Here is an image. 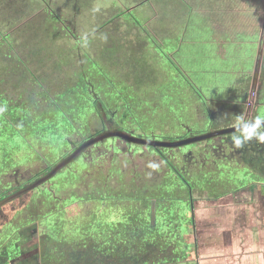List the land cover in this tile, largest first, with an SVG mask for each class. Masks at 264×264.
Returning <instances> with one entry per match:
<instances>
[{
  "label": "rangeland",
  "instance_id": "rangeland-1",
  "mask_svg": "<svg viewBox=\"0 0 264 264\" xmlns=\"http://www.w3.org/2000/svg\"><path fill=\"white\" fill-rule=\"evenodd\" d=\"M204 1L197 0L198 6L193 7L201 18ZM130 8L135 11L129 13ZM115 10L120 13V31L125 29L122 42L121 35L115 40L107 30ZM191 13L188 0H0V98L3 104L12 106L8 111L14 114L8 116L5 106L0 107L9 120L6 131L0 133V201L49 173L56 162L70 155L76 144L107 132L119 131L149 141L179 142L214 132L209 127L216 122L223 129L235 126V116H244L248 111V120L264 116V46L256 54L263 62L252 97L239 107L230 108L231 105H219L215 100L204 102L184 78H177L167 59L166 62L163 60V65L160 58L157 60L160 71L156 78L151 70L144 71L145 63L140 60L147 55L148 61H154L152 58L157 54L148 55L149 48L144 55L140 52L144 47L140 45L144 37L141 31L142 39L136 36V42H125V33L134 30L132 20L144 18L142 14L156 17L160 39L167 44L165 47L168 48L173 31L182 32L188 40L194 24ZM199 36L207 37L208 34L200 32ZM213 64L209 59L197 62V66L205 69ZM244 66L251 68L253 64L244 63ZM240 69L241 63H238L237 71ZM232 78L233 82L235 75ZM211 80L208 77L199 79L201 83ZM217 87L209 88L217 91ZM220 91V94L226 93ZM17 130L33 149H28L26 143L19 146L18 141L11 140L16 137L14 132ZM234 133L160 149L169 161L175 157L181 161L172 165L185 174L196 162L202 163L200 169L192 168L191 171L193 185L199 187L201 176L207 175L203 174L205 170L213 171L215 184L225 182L223 170L218 179V167H209L207 160L212 154L211 162L219 166L217 146L221 142L229 143L233 157L230 156L229 164L228 158L221 159L228 180L238 175L239 185L245 182V186H249L251 179L262 182L264 143L253 138L243 147L236 148L231 140ZM147 148L154 147L119 137H109L87 147L47 182L0 207V246L9 239L23 237L19 229L23 228L20 232L29 230V233L36 226L39 238L46 246L42 247L50 256L45 261L39 255L38 264H66L76 255L79 258L83 255L81 259L88 264L85 254L95 256L113 244L114 230L108 227L107 220L122 210H134L135 206L128 205L123 199L138 201L150 193L158 198H172L179 195L176 193L178 188L188 194L183 184L172 185L173 177L168 176L171 169L165 166L166 172L160 171L164 168L161 158L151 157ZM250 150L258 156L253 157ZM184 153L187 158L183 160ZM197 153H200L199 158L193 156ZM242 157H245L244 161ZM151 164L157 166L150 167ZM237 184H231L229 188L235 189ZM193 192L198 196L205 195L200 188H194ZM253 204L257 207L258 202ZM225 207L228 212L217 207L216 213L206 218L214 225L210 233L203 229V222L197 221L198 253L194 252L195 256H192L195 262L205 264L208 243H224L225 239L217 238L224 233L215 225L216 221L227 223L233 217V224L236 219L243 221L239 214L241 207ZM254 225L259 226L257 221ZM260 230L264 231L263 226ZM261 231L257 238L237 232V236L233 234L228 239L229 250L234 247V251H247L248 248L250 255L232 257V260L220 258L214 263H264V254H260L264 249V232ZM238 236L239 240L236 239ZM207 237H213L212 242ZM216 249L220 250V247ZM79 258L76 259L80 261ZM31 264L34 263L31 261Z\"/></svg>",
  "mask_w": 264,
  "mask_h": 264
},
{
  "label": "crops",
  "instance_id": "crops-1",
  "mask_svg": "<svg viewBox=\"0 0 264 264\" xmlns=\"http://www.w3.org/2000/svg\"><path fill=\"white\" fill-rule=\"evenodd\" d=\"M140 2L138 4H140ZM188 2L192 9L191 20L194 19V24L190 29L188 40L185 39V35L182 32L175 33V31H173L171 34V42L168 45V48L165 47L167 44H164V41H161L160 39L161 31H159L158 26H156V17H154L152 14L145 17L142 14L144 18H134L135 20H132L133 23L131 28L133 27L134 30H132V32L127 31L125 33V42H136V36H140L142 39V36L140 35L141 31L144 34V37L142 39L143 44L140 42V45H144V47L140 52L144 55V53H146L145 50L149 48L150 52H147L148 55L149 53L150 55H153L154 53L157 54V57L152 58L156 64L154 61H148L147 59L149 58L147 55V59L144 58L143 61L140 60V63H145L144 71L151 70V73H155L153 77L156 78L158 75L157 72L160 71V66H156L159 65L157 60L160 58V64L163 65V60L166 62L167 59L168 62L172 63L173 70L177 78L180 80L184 78L193 89L194 93L196 95H201V97L204 99V102L207 103L210 102L209 100H215L214 102L219 105L222 103L231 105L230 108L233 106L239 107L241 104L245 103V100L247 101V99L252 97L251 94L254 92V86L258 82L257 79L260 76L262 70V57L258 58L256 57V54L258 53V50L263 49L264 46V42L262 41L264 38V0H205V6L201 10L202 18L196 11H193V7L198 6V3H196L197 0H188ZM130 9L129 13H133V11H135L133 8L131 10ZM119 15L120 13L118 10L113 12V16L110 21L111 23H109L107 30L111 31L110 36L115 40H117V38H119L121 35L120 41L122 42L124 39L122 37V33L125 29H121L120 31L121 27L118 25V21H120ZM207 18H209V20H207ZM180 24H182V20ZM200 32H206L208 36H199ZM101 40L102 39H100V41ZM106 40L108 41L109 37ZM151 41L152 43L148 44ZM144 42L146 44H144ZM199 42H201V44H199ZM132 46L134 47L136 44H133ZM201 59H209L215 64L208 66L206 69L201 68L197 66V62H199ZM238 63H241L240 71H237ZM244 63H250L253 64V66L251 68H247L244 66ZM191 64L196 65L194 67L191 66ZM233 75H235V79L232 82L231 79H233ZM203 77H208L212 80L207 83H201L199 79ZM212 85L218 86L217 91H213L211 88H209ZM220 90H223L224 92L226 91V93L220 94ZM253 110H255V107H253ZM241 113L242 112H240V114ZM243 117L248 120L250 118V111L244 114ZM216 123L213 127H209L210 130L211 128H213L212 130L223 129L222 126L216 125ZM149 150L150 151L147 153L151 155V157L156 155L155 152H153V149ZM170 175L171 174L168 176ZM170 177H173L171 180L172 185L176 184L177 182H179L178 186L182 184L180 181L176 180L174 176ZM178 189L179 191L176 193L179 192V195L176 194L172 198H158L157 195H152L150 193V195H146V197L144 196L138 201H134L131 198H125L123 200L128 201V205L130 206L138 205V207H141L145 210L152 208L151 210L153 215L149 222L151 227H155L157 225L156 216L154 215L157 200L164 201L167 205H173L174 207H172L171 210L175 208L173 209L175 213V216H173L175 224L167 227V229L171 230L172 232H166V236L164 237V245H168L166 246V250H168V254L173 257H171L169 262L162 264H199V262H195V259L192 258V256H195L193 253H191V257L188 259L180 256L174 257L175 252L171 250L180 247L184 243H192L194 241L196 247L198 239L197 220L195 218L196 210L194 207L195 203H193L194 200L190 198L191 196L189 197V193L185 194L181 188ZM186 201L190 203L191 207L187 208L184 207L183 204L179 205V203H184ZM180 206L183 207L181 208ZM183 214L185 216H183ZM164 216V220L169 218L168 214ZM184 217H187L188 219H186L185 225H182L179 220L184 219ZM114 218H121V216H116ZM257 224L259 226L263 225L264 228V221L261 223L259 220H257ZM212 239L213 237H207L208 241L212 242ZM214 243H217L218 245L208 243L209 248L206 251L205 264H215L214 261L220 258H228L232 260V257L234 259L237 256L246 257L251 254L249 252L250 249L248 248L246 249L247 251H240V249L234 251V247L230 248L229 250V244L226 240L224 243L222 241H216ZM217 247H220V250L216 249ZM253 254L255 255L257 253ZM260 254H264V249H262ZM152 256H154V254Z\"/></svg>",
  "mask_w": 264,
  "mask_h": 264
},
{
  "label": "flooded vegetation",
  "instance_id": "flooded-vegetation-1",
  "mask_svg": "<svg viewBox=\"0 0 264 264\" xmlns=\"http://www.w3.org/2000/svg\"><path fill=\"white\" fill-rule=\"evenodd\" d=\"M202 135L203 134L197 135V136H202ZM204 135H205V133H204ZM211 138H213V137H211ZM200 141H203V140H200ZM197 142H199V141H197ZM254 144L257 145L256 142ZM160 148H163V147H160ZM160 148H156L157 150L154 149L153 152H155L157 159L161 158V162L163 163L164 166H166L168 168V170H169V167H168L167 161L170 163V165H172V163H175L174 164L175 166H176V163H181V161L178 162V159L176 157L173 158L172 161H169L170 158L166 157L164 151H161ZM217 148H219V150L217 149L216 155L219 158V166L220 167L216 166L213 162H211V160H212L211 152H209V154H211V157L207 161H209V164H208V165H210L209 167H211V166H214L215 168L218 167L217 173H216L218 179L220 177L221 169L223 170L224 174L222 176V179L225 180V182H223V184H215L214 176H212L213 171L207 172L204 168L205 173H203V174H207V175L201 176L202 179L198 182L199 187L194 186L193 185L194 179L191 176V171H192V168H197V169L199 168L200 169L203 166V164L200 162H196L195 167L189 168V172H186V174H185V172H183V170L178 171L179 175L181 174L183 176L185 182H183L178 177V175L173 173L172 170L168 171V174H171L172 176H174V178H176V180L180 181L185 186V188L187 189V191L189 193L188 194L189 197L191 196L190 198H192V200H194L193 203H195L194 204V207L196 210L195 211L196 212L195 218L197 221L204 223L203 229L210 228V229H207L209 232H210V230H213L212 227L214 225L212 223L209 224V221L206 218H208V216H211L213 213H216L217 207L228 212V210L225 206H234L235 205V206H239L242 208L239 210V214L242 215L240 218L243 219V221H241L240 219L239 220L236 219V222L233 224L232 221H233L234 217L229 218V222H227V223H221V222L216 221L215 225L219 226V229H222L223 233H224V235H220V237L217 236V238H223L226 241H228L229 237L233 236V234L235 236H237V232L242 233L245 236H247V234L249 233L251 236L257 238L258 235L261 234L259 232V231H261L260 230L261 226L254 225V222L259 220L261 223H263V221H264V180L261 179L260 181H262V182H259L257 180L251 179V180H249L250 181L249 186H245V182L241 183L240 185L237 184L238 183L237 181H240L237 177L238 175L232 176L231 179L228 180L229 177L225 174V169H224L225 165L223 163H221V159L223 161V160H226L228 158V161H229L230 156L233 157V155H231L232 152L229 148V143L221 142L218 144ZM212 150H213V148L211 149V151ZM250 151H251V154L253 157L258 156V154H256V152L254 150H250ZM186 153H189V151H187ZM186 153H184V156L182 158L183 160L185 158H187L185 156ZM222 153H224V154H222ZM199 155H200V153H197L193 156L199 158ZM236 157H237V159H240L239 156H234V158H236ZM188 158H190V157H188ZM166 159H167V161L165 162ZM244 159H245V157L241 158L242 161H244ZM229 163H230V161L228 162V164ZM174 165H173V167H174ZM174 168L176 169V167H174ZM215 170L216 169H214V172H215ZM160 171L166 172V169L162 168ZM231 173H233V172H231ZM243 179H244V177L241 178V180H243ZM234 183L237 184V188L230 189L229 188L230 185L234 184ZM194 188L195 189L200 188L203 192H205V195L198 196V194H194V192H193ZM254 200H256L258 202L257 207L254 206V204H253L254 202L256 203V201H254ZM245 202H246V204H244ZM229 203H233L234 205H229ZM253 207H254V209H253ZM251 217L256 218V220L253 221ZM218 223L220 225H218ZM255 226L257 227L256 230L254 229ZM22 229H19V233L23 237L15 238V242H14L15 250L14 249L11 250V253H10V249L8 247H6V243L4 246H0V264H31V261L34 264L35 263L38 264V261L40 259L39 255H41V258L44 260L47 259L48 257H50L49 254L46 253L45 249L42 247V246H45V243H43V241H41V237L39 238V235L36 231V226H33L29 233H28L29 230H27L26 232H20ZM197 232H198V228H197ZM198 234H199V232H198ZM198 234H197V237H198ZM203 238H204V236H202V240H204ZM239 238H240V236H238L236 239L239 240ZM197 241H198V239H197ZM192 243L194 245V252L197 253L198 251H197V245L195 247V241ZM208 248H209V245L207 244L206 245V251L208 250ZM12 254L14 256H12ZM77 257L79 258V255H76L67 263L73 264V262H74V264H79V263L75 262V259ZM48 259H50V258H48ZM96 264H98V263H96Z\"/></svg>",
  "mask_w": 264,
  "mask_h": 264
},
{
  "label": "trees",
  "instance_id": "trees-1",
  "mask_svg": "<svg viewBox=\"0 0 264 264\" xmlns=\"http://www.w3.org/2000/svg\"><path fill=\"white\" fill-rule=\"evenodd\" d=\"M36 95H37V92H35L34 97ZM1 98H0V107L2 105L5 106V109H6L5 113L8 116H13L14 114L8 111L9 109L11 110L12 106L10 104H3V101ZM90 105H93V103H90ZM97 112L99 113V108H97ZM7 115H5L3 112L0 111V133H3L4 130L7 129L6 128L7 123H9L8 122L9 120L6 118ZM17 131L14 132L16 133L15 134L16 137H12L11 140L18 141V143H20L19 146H21L22 143H26L27 145H29L27 147L28 149H33V146L29 144L28 139H26V137L24 136H21V133ZM65 138H68V137L66 136ZM59 142H61V140ZM82 144L83 143L76 144L77 146L74 150H76ZM151 149L157 150L156 148H151ZM74 150H72L70 154ZM166 161L167 159L165 160V162ZM59 162H56V163L58 164ZM167 164H168V167L173 171V173L178 175V177L183 182H185L183 176L181 174L179 175L178 171L173 167V165H170L168 161H167ZM54 167H52V169ZM44 175H46V173H44L40 177H43ZM180 204H183V206L187 208L191 207L188 201L184 203L183 202L179 203V205ZM183 206H180V207L182 208ZM172 207L174 206L167 205L165 204L164 201L157 200V204L155 205V211H154L155 212L154 215L156 216V221H157V225L155 227H151V225L149 224L150 219L153 215L152 210H151L152 208L148 210L141 208V211H138V205H136L135 208H133L134 210L132 211L129 210L125 212L122 210L119 213H115V216H121V218L115 219L114 217L112 218L110 217V219L107 220L109 224L108 227L114 230L113 231L114 234L112 237L113 238L112 246H108L109 244H107L106 247L107 246L108 247L105 250L100 251L96 254L98 255V258L96 255L93 256V255L85 254L84 259L86 260V262H88V264H95V263H98V264H149V263L162 264L165 262H169L171 257L173 256L169 255L168 250H166L167 249L166 246L168 245H164L165 244L164 237L166 236L165 235L166 232H169V233L172 232L171 230L167 229V227L172 224H175L174 218H173V216H175L173 209L175 208L171 210ZM166 214L169 215V218L167 220H164V217H165L164 215ZM183 216L185 215L183 214ZM186 219L188 218L184 217V219H180L179 222H181L182 225H185ZM112 222L114 223V226ZM179 222H176V223H179ZM95 228L96 227L94 226V229ZM14 242H15V238L9 239L8 243H6V247L10 249V253H11V250L13 249L15 250ZM171 250L175 252L174 257L180 256V257L189 259L191 257V253L194 252V245L191 242L189 243L187 242L181 245L180 247L171 249ZM153 254L155 256H152ZM12 256L14 255L12 254ZM81 257H83V255ZM81 257L79 258L80 261L75 259V262L79 264H84V261L81 259ZM89 258H90V261H88Z\"/></svg>",
  "mask_w": 264,
  "mask_h": 264
},
{
  "label": "water",
  "instance_id": "water-1",
  "mask_svg": "<svg viewBox=\"0 0 264 264\" xmlns=\"http://www.w3.org/2000/svg\"><path fill=\"white\" fill-rule=\"evenodd\" d=\"M233 132H236L235 126L225 128V129H221V130H216L212 133H208V134H205L202 136L192 137V138L182 140L179 142L149 141L146 139L136 138V137H133L131 135H128V134H125V133H122L119 131L107 132V133L99 135L98 137L93 138L90 141L83 143L76 150H74L69 156H67L63 160H61L49 173H47L46 175H44L43 177H41L40 179H38L37 181H35L31 185L27 186L26 188L20 190L19 192H16V193L4 198L3 200H1L0 201V207H2L5 204L21 197L22 195L28 193L29 191H32L33 189H35V188L39 187L40 185H42L43 183L47 182L54 175H56L63 167H65L66 165L71 163L74 159H76L82 153V151L84 149H86L87 147L91 146L92 144H94L100 140H103V139H106L109 137H119V138H122V139H125L128 141H131L133 143H136V144L149 145V146H152L154 148H160V147L169 148V147H179V146L191 143V142H197L200 140H205V139H209L211 137H215L218 135H225V134L233 133Z\"/></svg>",
  "mask_w": 264,
  "mask_h": 264
},
{
  "label": "clouds",
  "instance_id": "clouds-1",
  "mask_svg": "<svg viewBox=\"0 0 264 264\" xmlns=\"http://www.w3.org/2000/svg\"><path fill=\"white\" fill-rule=\"evenodd\" d=\"M236 132L231 136L233 145L241 148L245 143L255 138L264 143V116H257L254 120H246L243 116L236 117ZM157 165L151 164L150 167Z\"/></svg>",
  "mask_w": 264,
  "mask_h": 264
}]
</instances>
